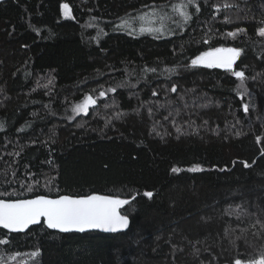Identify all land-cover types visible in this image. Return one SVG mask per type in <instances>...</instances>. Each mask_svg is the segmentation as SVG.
<instances>
[{
    "label": "trees",
    "instance_id": "trees-1",
    "mask_svg": "<svg viewBox=\"0 0 264 264\" xmlns=\"http://www.w3.org/2000/svg\"><path fill=\"white\" fill-rule=\"evenodd\" d=\"M177 2L0 0V198L130 200L126 230L0 227L3 253L39 250L30 264H234L264 253V0H197L187 24L166 22L172 34L139 32L149 6ZM212 48L243 50L239 91L233 71L192 66ZM86 96L95 105L75 114Z\"/></svg>",
    "mask_w": 264,
    "mask_h": 264
},
{
    "label": "snow or ice",
    "instance_id": "snow-or-ice-1",
    "mask_svg": "<svg viewBox=\"0 0 264 264\" xmlns=\"http://www.w3.org/2000/svg\"><path fill=\"white\" fill-rule=\"evenodd\" d=\"M193 5L195 6V11H199V3L197 0H178L177 3L171 5L149 6L150 11L139 14L136 19L140 21H151L152 17H155L157 21L162 23L160 27L141 26L139 32L156 34L157 38L162 34H172L174 30L167 27L166 22L170 21L178 27L187 24L192 19L189 8ZM63 7L65 15H69V5L64 4ZM166 7H171L172 12L180 17V19H175L166 12ZM223 7L228 8L231 5L225 4ZM122 27H131V25L128 21H124ZM245 31L246 29L240 28L228 33V35L235 38L238 33ZM258 32L261 37H264V27L259 28ZM242 51L239 48H212L192 59L191 64L192 66L203 65L208 68L220 67L233 71V65ZM152 71H155V69H152ZM233 75L241 81L237 88V91H239L244 86L245 74L243 71H233ZM110 91L115 92L116 89L112 88ZM171 91L175 92L176 88L173 87ZM105 94L103 91L100 92V96H104ZM153 94L156 95V93ZM95 103L96 101L91 96H86L85 101L76 105L73 111L87 113L89 106L95 105ZM243 109L247 113L249 106L244 104ZM176 131L180 132V128H177ZM259 140L260 137H257V141ZM244 166L250 167L247 162H244ZM190 170L196 171L197 169L192 168ZM172 171L178 172L179 169L173 168ZM28 191H32L31 186L28 187ZM144 195L152 197L153 193L146 192ZM132 199L135 198L133 197ZM128 204H130V200L128 199L98 194L78 197L61 195L55 199L45 195H37L33 199H0V226L9 230V232H24L29 226L39 224L41 218H44L48 228L59 229L64 232L72 230L84 232L90 229L116 232L129 227V216L121 214L120 212L121 206ZM258 223L260 222L258 221ZM260 226L264 228V223L260 224ZM0 243H9V241L3 240ZM38 254L39 250L32 252L30 255L34 257ZM234 264H245V261L236 259ZM246 264H264V253L261 254L259 259H250Z\"/></svg>",
    "mask_w": 264,
    "mask_h": 264
},
{
    "label": "rangeland",
    "instance_id": "rangeland-1",
    "mask_svg": "<svg viewBox=\"0 0 264 264\" xmlns=\"http://www.w3.org/2000/svg\"><path fill=\"white\" fill-rule=\"evenodd\" d=\"M70 8V14L69 15H65V10H64V7H63V13L66 17H70V18H73V11L71 9V7L69 6ZM166 11V9H165ZM167 12V11H166ZM169 14L173 13L172 10L171 12H168ZM145 21H142V23H144ZM160 21H157L155 17H152L151 21H148L146 22L145 24L141 25V26H145V27H160ZM85 101V98L76 103L74 105V108L76 105L78 104H81ZM75 114H80V113H77V112H74ZM83 113V112H81ZM5 240V239H3ZM2 240V241H3ZM32 252H35V251H31V252H22V253H16V254H5L3 253L1 247H0V264H30L32 261L36 260L39 256V254L37 256H31L30 254ZM242 261H245V264H246V260H242Z\"/></svg>",
    "mask_w": 264,
    "mask_h": 264
},
{
    "label": "water",
    "instance_id": "water-1",
    "mask_svg": "<svg viewBox=\"0 0 264 264\" xmlns=\"http://www.w3.org/2000/svg\"><path fill=\"white\" fill-rule=\"evenodd\" d=\"M46 196V195H45ZM68 196H73V195H68ZM36 196H34V197H28V198H19V199H33V198H35ZM48 197H50V198H53V199H55V198H57V197H52V196H48ZM76 197H78V196H76ZM0 199H5V198H0ZM120 212H121V208H120ZM122 214V213H121ZM42 221H45V223H46V220L44 219V218H41V221H40V223L42 222ZM35 225H37V224H35ZM32 226H34V225H31V226H29V228L27 229V230H25L24 232H26V231H28ZM1 228H3L2 226H0ZM7 230V229H6ZM52 230H54V231H60L59 229H52ZM124 230H126V229H124ZM7 231H9V230H7ZM92 231H98V232H103V233H115V232H110V231H104V230H102V229H90V230H86V231H84V232H80V231H77V230H72V231H68V232H76V233H85V232H92ZM120 231V230H119ZM64 232V231H63ZM117 232V231H116ZM14 233H19V232H14Z\"/></svg>",
    "mask_w": 264,
    "mask_h": 264
}]
</instances>
